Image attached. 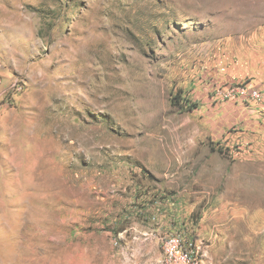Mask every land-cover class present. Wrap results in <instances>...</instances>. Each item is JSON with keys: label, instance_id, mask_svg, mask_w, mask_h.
<instances>
[{"label": "rangeland", "instance_id": "374dc122", "mask_svg": "<svg viewBox=\"0 0 264 264\" xmlns=\"http://www.w3.org/2000/svg\"><path fill=\"white\" fill-rule=\"evenodd\" d=\"M222 3L0 0V264H164L171 235L264 264V103L214 99L257 84L212 48Z\"/></svg>", "mask_w": 264, "mask_h": 264}, {"label": "crops", "instance_id": "0c3cea01", "mask_svg": "<svg viewBox=\"0 0 264 264\" xmlns=\"http://www.w3.org/2000/svg\"><path fill=\"white\" fill-rule=\"evenodd\" d=\"M221 5L223 13L215 21L222 33L217 36L216 45H212L213 50L226 56L224 66L242 63V67L254 71L258 86L264 90V0H223ZM230 53L239 54L238 58L228 60Z\"/></svg>", "mask_w": 264, "mask_h": 264}, {"label": "built area", "instance_id": "2783aa9c", "mask_svg": "<svg viewBox=\"0 0 264 264\" xmlns=\"http://www.w3.org/2000/svg\"><path fill=\"white\" fill-rule=\"evenodd\" d=\"M216 102L241 103L245 101L261 102L264 99V90L250 81L229 83L225 87H218L215 91ZM164 264H202L201 253L194 244L184 241L183 237L171 235L163 238Z\"/></svg>", "mask_w": 264, "mask_h": 264}, {"label": "trees", "instance_id": "16d2710c", "mask_svg": "<svg viewBox=\"0 0 264 264\" xmlns=\"http://www.w3.org/2000/svg\"><path fill=\"white\" fill-rule=\"evenodd\" d=\"M175 100H176V101H174L175 103H173V105H174L175 107H178V108H181V109H186V110H189V109L191 108V106L188 105V104H186V103L181 99L180 96L175 97ZM186 106H187V107H186Z\"/></svg>", "mask_w": 264, "mask_h": 264}]
</instances>
